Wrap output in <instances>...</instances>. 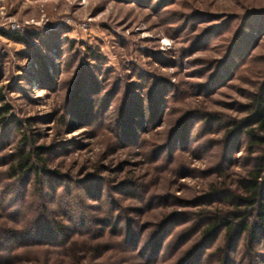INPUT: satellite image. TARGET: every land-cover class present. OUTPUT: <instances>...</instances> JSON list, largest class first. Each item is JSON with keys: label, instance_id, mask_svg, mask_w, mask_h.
Masks as SVG:
<instances>
[{"label": "rangeland", "instance_id": "obj_1", "mask_svg": "<svg viewBox=\"0 0 264 264\" xmlns=\"http://www.w3.org/2000/svg\"><path fill=\"white\" fill-rule=\"evenodd\" d=\"M262 83L264 0H0V264H264L254 215L200 237ZM37 144L39 181L7 177Z\"/></svg>", "mask_w": 264, "mask_h": 264}, {"label": "trees", "instance_id": "obj_2", "mask_svg": "<svg viewBox=\"0 0 264 264\" xmlns=\"http://www.w3.org/2000/svg\"><path fill=\"white\" fill-rule=\"evenodd\" d=\"M9 33L8 35L15 40H25L19 31H9ZM249 104L250 107L247 109V112L240 118V121L235 122V126L231 127L229 131L233 132L234 130L236 132L240 129L237 133L244 134L248 150H258V152L254 156L252 164L245 170V173L236 179L238 193L231 189L222 191L227 194V198H222V200L231 202L235 208L229 209L227 214H215L214 217L206 220L204 225H202L200 237L213 236L220 228H224L227 235L231 233L233 236L242 233L244 230H247L252 235L254 228L250 223L251 221L248 220V217L254 215L257 221H264V83L258 87V91L254 92L252 101ZM12 120L16 122L15 119ZM22 140H24V136ZM41 152L42 150H40V145L38 144L31 149H18L12 160L8 163L6 169L8 171L7 177L20 178L26 172H32L35 179L39 181L41 170L35 165L38 157L41 158L39 160L42 164L45 161L44 157L39 156ZM43 169L46 170V168ZM218 189L214 187L211 192L214 194L219 193L221 190L218 191ZM171 218L169 220L167 217L163 220L161 223L164 225L158 228L160 242L157 251L160 249L162 243L161 238L171 231L173 226L176 225V222H184L186 219L179 217L181 221L173 222ZM51 223L52 227L59 231L65 229L63 221L60 219L54 218ZM128 223L126 230L127 232L130 230L129 232H131L132 225ZM133 234V236L139 237L138 233L135 232ZM133 243L135 247L137 242L135 243L134 241Z\"/></svg>", "mask_w": 264, "mask_h": 264}]
</instances>
